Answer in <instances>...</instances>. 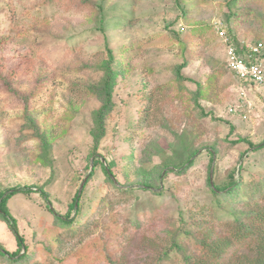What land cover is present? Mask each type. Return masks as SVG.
I'll return each mask as SVG.
<instances>
[{
    "label": "rangeland",
    "instance_id": "374dc122",
    "mask_svg": "<svg viewBox=\"0 0 264 264\" xmlns=\"http://www.w3.org/2000/svg\"><path fill=\"white\" fill-rule=\"evenodd\" d=\"M241 4L247 15L234 20L232 0H0V190L42 187L54 210L67 213L76 190L89 178V133L100 107L90 88L102 79L105 47L130 52L125 58L131 73L117 78L115 106L100 145L112 170H131L132 180L136 167L148 168L139 160L149 157L151 165H170L164 175L189 151H197L186 174L171 173L162 182L159 190L168 188L173 198H166L160 213L143 210L141 223L131 230L124 221L130 196L107 186L100 171L82 200V213L92 222L88 229L54 226L36 193L12 197L8 208L34 254L32 264H106L107 256L119 264H175L176 255L170 260L157 252L158 220L176 215L173 199L207 208L209 149L215 152L214 179L223 180L241 165L244 179L264 175V149L253 152L249 145L264 143V84L247 94L245 120L226 115V106L235 101L227 90L228 73L225 65L218 69L211 63L225 60L216 22L227 30L231 26L233 39L264 43V1ZM186 59L181 79L176 68ZM210 66L213 81L206 99L211 103L201 106L193 92ZM135 96L141 107L133 119ZM137 118L142 125L133 128L131 120L138 125ZM128 153L133 160L122 167L120 159ZM224 208L217 211L222 218L236 212L233 205ZM0 242L14 247L2 222Z\"/></svg>",
    "mask_w": 264,
    "mask_h": 264
},
{
    "label": "trees",
    "instance_id": "16d2710c",
    "mask_svg": "<svg viewBox=\"0 0 264 264\" xmlns=\"http://www.w3.org/2000/svg\"><path fill=\"white\" fill-rule=\"evenodd\" d=\"M232 1L235 5L234 12L232 10L230 15L231 19L239 20L247 15L243 12L241 4L245 0ZM230 27L228 26V32L233 36ZM174 38L177 39L176 36ZM188 51L191 50L188 49ZM105 53L106 60L103 63V68H101L102 79L90 88L91 93L99 101L100 107L94 114V126L89 133L92 142V150L89 154L91 158L89 178L84 182L81 190H76L65 215L54 210L48 193L42 187L32 189V187L16 186L0 190V222L5 223L14 240V247L5 246L0 242V264H32L34 260L32 258L34 254L29 253L25 238L20 233L16 220L9 211L8 202L12 197L18 194L31 195L36 193L45 202V208L52 216L54 226L74 231H77V228L88 229L91 227L92 222H89L88 218L84 217L85 214L82 213V200L89 182L97 171H100L107 186L130 196V200L127 203L124 202L126 203L125 206H128L125 210L128 215L124 218V221L129 226L128 230H131L137 228L141 223L139 217L143 210L149 212L156 210L160 213L166 198H173V194L169 193L168 188L159 190L163 188L162 182L165 183L167 175L172 173L176 176H182L195 164L197 151L191 150L183 162L171 166L172 169H169L164 175L163 170L170 165H151L149 157L147 162L142 159L139 160V165L148 166V168L141 167L137 169L136 167V170L132 173V180L129 177L131 170H112L111 160L100 152V145L106 136V118L115 106L113 92L117 78L131 73V70L126 67L129 62L125 58L127 53L130 52L123 48L118 53H114L110 48L105 47ZM188 62L189 60L186 59L184 64L176 68L175 75L177 77L183 79L181 70L183 71ZM212 62L215 68L218 67V69L220 66L225 65L224 62L217 60H212ZM209 68L210 73L202 83L197 82L195 84L196 89L193 92L196 99H198V103L200 101L201 106L211 103L209 99H206L207 86H209V81H213L212 66ZM224 69L226 70L225 66ZM228 78L227 84L229 85L231 82L229 73ZM189 81H191L189 78H185V83ZM225 86V84H222L223 88ZM135 98L136 96L132 99V103L133 107L137 108L140 104L136 102ZM148 98L150 99V97ZM203 102L204 104H202ZM136 108L132 111L133 119L140 113V108ZM146 108V106H143L142 111H145ZM210 109L214 112L213 107ZM139 120L137 118L136 123L138 125H134L131 120L133 128L142 125ZM249 145L253 152L264 149V143L256 147L250 143ZM209 154H211V158L208 164L206 186L209 190L210 199L207 208L199 210L198 207L193 208L191 203H181L173 199L176 204V215L169 216L163 221L158 220L161 226L158 231L160 234L157 235L156 245L159 248L157 252L162 254L165 259L170 260H172L171 255H176L179 261H174L175 264H264V175L260 178H254L251 175L248 179H244V170L241 165L237 171L235 168L232 169L233 171L229 172L223 180L214 179L211 177V173L215 152L209 149ZM121 160H123L122 167H130L129 161L133 160V157L128 153L122 156ZM236 172L238 179H235ZM120 184H122V187H131L135 184L140 187L123 190L118 188ZM142 193H147L148 197L143 199ZM225 204L233 205L236 209L234 214L228 213V218H222L217 213V211L225 209ZM71 213H74V215H71ZM49 247L47 246V248ZM107 258L106 264L120 263L116 258L109 256Z\"/></svg>",
    "mask_w": 264,
    "mask_h": 264
},
{
    "label": "built area",
    "instance_id": "2783aa9c",
    "mask_svg": "<svg viewBox=\"0 0 264 264\" xmlns=\"http://www.w3.org/2000/svg\"><path fill=\"white\" fill-rule=\"evenodd\" d=\"M213 28L224 54L225 68L231 76L227 90L235 98L226 106L225 113L245 120L250 106L247 94L264 84V43L233 39L221 22H216Z\"/></svg>",
    "mask_w": 264,
    "mask_h": 264
},
{
    "label": "water",
    "instance_id": "95a60500",
    "mask_svg": "<svg viewBox=\"0 0 264 264\" xmlns=\"http://www.w3.org/2000/svg\"><path fill=\"white\" fill-rule=\"evenodd\" d=\"M82 187H83V183L80 185V187H79V190H81V189H82Z\"/></svg>",
    "mask_w": 264,
    "mask_h": 264
}]
</instances>
